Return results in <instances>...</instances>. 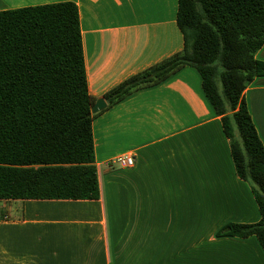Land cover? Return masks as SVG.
<instances>
[{"label": "crops", "instance_id": "0c3cea01", "mask_svg": "<svg viewBox=\"0 0 264 264\" xmlns=\"http://www.w3.org/2000/svg\"><path fill=\"white\" fill-rule=\"evenodd\" d=\"M61 1L79 8L96 99L184 47L179 0H0V10ZM255 57L264 62V44ZM244 97L264 144V75ZM93 135L100 197L0 200V264H264L256 236L219 235L261 213L197 69L99 111Z\"/></svg>", "mask_w": 264, "mask_h": 264}, {"label": "trees", "instance_id": "16d2710c", "mask_svg": "<svg viewBox=\"0 0 264 264\" xmlns=\"http://www.w3.org/2000/svg\"><path fill=\"white\" fill-rule=\"evenodd\" d=\"M177 24L183 49L110 89L108 107L185 66L197 69L261 213L219 235H254L264 249V144L244 97L264 75L255 57L264 44V0H179ZM96 100L75 2L0 10V200L100 197Z\"/></svg>", "mask_w": 264, "mask_h": 264}, {"label": "built area", "instance_id": "2783aa9c", "mask_svg": "<svg viewBox=\"0 0 264 264\" xmlns=\"http://www.w3.org/2000/svg\"><path fill=\"white\" fill-rule=\"evenodd\" d=\"M116 160L123 167L132 166L135 163L134 157L132 155H121Z\"/></svg>", "mask_w": 264, "mask_h": 264}, {"label": "water", "instance_id": "95a60500", "mask_svg": "<svg viewBox=\"0 0 264 264\" xmlns=\"http://www.w3.org/2000/svg\"><path fill=\"white\" fill-rule=\"evenodd\" d=\"M108 104L104 98H98L96 102L92 106V112L93 113H98L99 111L104 110L107 108Z\"/></svg>", "mask_w": 264, "mask_h": 264}]
</instances>
